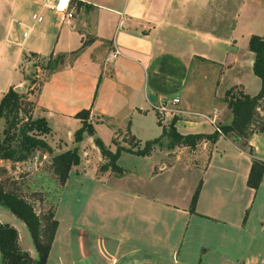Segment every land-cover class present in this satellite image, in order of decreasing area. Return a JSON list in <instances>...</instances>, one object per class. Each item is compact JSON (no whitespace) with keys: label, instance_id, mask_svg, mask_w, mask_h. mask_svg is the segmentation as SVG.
<instances>
[{"label":"crops","instance_id":"1","mask_svg":"<svg viewBox=\"0 0 264 264\" xmlns=\"http://www.w3.org/2000/svg\"><path fill=\"white\" fill-rule=\"evenodd\" d=\"M51 2L0 0V96L8 86L23 85L25 73L18 64L25 54L58 56L52 55L45 33L35 30L41 16L32 11V21L25 19L33 5L53 10ZM68 7L70 17L61 19L56 11L60 22L68 23L58 28L59 38L66 40L82 70L73 66L55 71L56 61L39 84L31 114L44 117L49 130L55 118L66 124L72 146L77 145L73 128L80 125L73 114L82 107H89L88 120L110 133L112 143L122 140L128 123L133 141L141 146L173 117L181 133L211 132L215 121L231 117L223 100L226 88L240 83L253 94L260 87L252 69L254 53L247 45L246 58L238 54V39L244 35L240 0H69ZM224 27L228 32L221 31ZM112 49L118 53L107 58ZM171 96L180 98L175 112L159 125L150 104ZM150 115L153 122L145 118ZM247 142L243 147L239 139L220 134L216 141L202 139L194 147L119 154L117 159L124 157L130 167L118 176H95L94 165L86 177L73 180L82 192L71 203L100 208L105 215L95 217L96 212L92 217L84 209L75 224L67 222L62 228L55 218L44 264H78L80 253L71 251L70 240L83 238L82 228L108 242L109 264H123L131 256L143 264H264V171L257 187L247 184L253 157L264 160V130L251 133ZM128 175L131 183L110 182ZM199 181L192 211L189 205ZM0 222L16 228L20 248L34 257L25 223L1 204Z\"/></svg>","mask_w":264,"mask_h":264},{"label":"rangeland","instance_id":"2","mask_svg":"<svg viewBox=\"0 0 264 264\" xmlns=\"http://www.w3.org/2000/svg\"><path fill=\"white\" fill-rule=\"evenodd\" d=\"M247 4L248 6H246ZM240 5L242 8L240 32L242 34L244 33V35L239 36L238 39V54H240L241 58H246L247 32L250 31V33H258L264 36V0H240ZM230 6H232V2ZM39 7L40 5L37 4L33 5V8H28V12L26 13L27 16L25 19H27L26 23L28 21H32L30 18V13L32 11L38 13L41 16L42 19L40 21L34 22V24L36 25L35 30H40L45 33V35L43 36L46 40H48V45H51L49 47L51 48L52 55H58L55 58V61H57L59 58L61 59L58 62V67H56L55 71L66 70L68 67L73 68V66L78 67L82 70V65L74 62V55L69 52V45L66 44V40L62 39L61 41L59 38L60 35L58 31L62 27H66L68 23L60 22L59 14L56 13V11L43 7L39 9ZM59 27L60 29H58ZM226 30L227 29L224 27L221 31L228 32ZM25 56L26 58H21V61L18 64V69L25 73V80L22 83V91L24 92L25 96L24 98H22V109L19 111V116L22 121H25L26 119L27 111L25 114L24 111L28 110V108L30 109L28 110V114H30V116L33 118L31 114L33 98L36 95L39 84L50 69L44 64L51 59V56L49 55L46 58H39L33 53L25 54ZM256 77L259 80V77L257 75ZM241 87L244 91L243 84H241ZM237 89L238 88H236L234 91L237 92ZM172 97L174 96L167 97V101H170ZM157 103L158 99H155L153 102H151V108H155ZM259 112L261 114H264V100H262V102L260 103ZM145 118L146 120H151L153 122V117H151V115L150 117L146 116ZM215 124L218 123L215 121ZM3 125L4 119L3 117H0V137H2L1 129ZM65 127L66 124H64L63 126V124L56 122L55 118V120L52 121V127L51 130H49L50 132L48 131L47 134L45 133L46 140L51 146L55 147L56 150L72 146L71 141L66 140ZM91 131L92 132L90 134L86 131H82L80 139L78 141L73 140L75 143H77L76 147L77 153L79 155V161L78 163L70 166L68 170L70 171V176L68 175L63 183H59L57 181V178L55 177L51 169L50 160L52 153H54V148H51L50 152L45 150L44 148H33L27 151L26 157L21 160H13L0 157V186L5 190L15 192L27 199L32 204L35 212L39 215L41 223H45V217L49 213L53 214L54 205L57 203L58 197L59 202L55 210L54 218L60 219V228H62V226L67 222L75 224L79 213L84 209L90 210L92 212V217L96 214V212L97 215L95 217H98L100 215L104 216L105 211L100 208L95 209V207L93 206L84 208L71 203L73 196L79 194V192H82L80 186L74 181H78V179L81 178L83 174L84 177H86L89 173H91V171L94 170V165L95 176L107 177L108 175L118 176L124 174L126 171H129L130 163L124 161L123 157L120 159H116V163L120 167L119 171L112 170L108 166L104 168L103 164L106 163L107 159L105 157H102L101 154L100 159H97L95 157L94 153L96 152L95 148L97 147L93 142V137H98L102 144H104L106 147H110L111 150H113L115 147L113 146L114 143L124 146H130L131 149H134L136 146H140V144L138 143L139 145H131L133 141L129 138V134L126 132H123L122 140H114V143H112L111 137L109 135L110 133L106 132L102 127L93 125V123H91ZM18 139L19 136L15 133V135L10 139V144H17ZM202 139H199L198 142ZM55 144H59V146H55ZM166 145L167 138H161V144L158 145L156 143H153L151 145V149L168 152L171 147H167ZM179 145L181 144H176L172 148H175ZM128 152L133 153L130 151L121 150L119 154L122 156H128ZM164 154H166V156L170 155V153ZM193 174H195V170L188 174L187 179L191 180L193 178ZM130 179L131 176L128 175L124 177V179L110 180V182L131 183L129 181ZM188 180H186L184 185L189 183ZM86 184H88V181H84V185ZM87 192L88 191H85L84 194H86ZM79 198H81V195H79ZM95 217L92 218V220H95ZM82 230V233L84 235L83 238H79L76 242L70 240L71 251H77V253H80V256L77 257V263L109 264L111 258L110 253L112 251H110L111 246L108 244V242L104 240V237L98 234L96 235L91 230L89 231V229L87 228H82ZM21 242H23V238L21 239ZM55 247H57V243H55ZM143 259H145V257ZM116 264H120V262L118 261ZM123 264H143V260L141 261L138 259V257L134 258L133 256H131L127 257Z\"/></svg>","mask_w":264,"mask_h":264},{"label":"trees","instance_id":"3","mask_svg":"<svg viewBox=\"0 0 264 264\" xmlns=\"http://www.w3.org/2000/svg\"><path fill=\"white\" fill-rule=\"evenodd\" d=\"M83 40L79 48L85 43ZM248 49L254 53L252 62L253 72L260 78V87L255 93L243 91L241 84H233L225 89L223 100L229 108L231 117L228 121H218L216 124L219 130L214 128L211 132H190L181 133L175 125V117L167 125L161 126V132L158 136L144 140L141 146L131 149L130 146L115 144L113 150L106 147L98 137H93L102 157L107 159L103 167H109L112 170L119 171L120 167L116 163L121 150L130 151L135 154H148L151 145L161 144L162 136L167 138V147H173L176 144H187L195 146L199 139L205 138L212 142L216 141L220 134L228 135L239 139L240 145L246 147L248 145L247 137L255 131L264 130V114L259 112L260 103L264 100V36L258 33H251L248 39ZM77 48V49H79ZM59 58L57 61L59 62ZM55 59L48 60L44 65L53 67ZM237 89V92L234 90ZM25 94L22 90L8 86L0 96V117L4 119V125L1 129L2 137H0V157L21 160L27 155V151L33 148H44L51 151L50 145L43 138V134L50 129L46 120L42 116L31 117L27 111L25 121L19 116L22 109L21 102ZM89 107H82L74 112L73 116L78 117L80 125L72 132L74 141H78L82 131L89 134L91 131V122L88 120ZM155 113L156 123L161 124V117ZM161 118V119H160ZM129 134V138L134 139L130 134L128 123L124 129ZM17 131V132H16ZM19 136L17 144H10V139L15 135ZM114 142V139H113ZM133 143V144H132ZM131 145H135L133 141ZM79 155L77 147L72 146L51 155V169L57 181L63 183L67 177L68 170L71 165L78 163ZM264 171V160L253 157L247 184L251 187H257L262 173ZM200 181L196 185L191 201L190 210H194L195 202L198 196ZM0 204L8 208L15 216L19 217L26 225L31 243L35 250V256L32 257L25 249L20 248L18 244V234L16 228L6 222H0V264H44L46 255L53 238V233L57 224V220L49 213L45 217V223H41L39 215L33 209L32 204L23 196L3 189L0 186Z\"/></svg>","mask_w":264,"mask_h":264},{"label":"built area","instance_id":"4","mask_svg":"<svg viewBox=\"0 0 264 264\" xmlns=\"http://www.w3.org/2000/svg\"><path fill=\"white\" fill-rule=\"evenodd\" d=\"M69 0H52L51 3L48 4L50 8H52L55 11H59L62 18H67L72 15V10L68 7ZM37 19H39L38 16H36ZM118 51L116 49H112L111 53L108 54L107 58L114 57ZM179 101L178 96H174L171 98L170 101H167L166 98H159L158 103L153 108V111L157 113V115L161 118L166 117L168 114H172L175 112V104H177ZM215 128L219 130V127L215 124Z\"/></svg>","mask_w":264,"mask_h":264},{"label":"water","instance_id":"5","mask_svg":"<svg viewBox=\"0 0 264 264\" xmlns=\"http://www.w3.org/2000/svg\"><path fill=\"white\" fill-rule=\"evenodd\" d=\"M22 85H16L14 86L15 89H19V90H22ZM148 98H151V94H148Z\"/></svg>","mask_w":264,"mask_h":264}]
</instances>
